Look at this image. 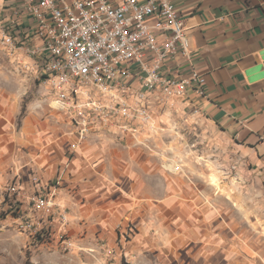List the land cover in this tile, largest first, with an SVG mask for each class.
<instances>
[{
	"label": "crops",
	"instance_id": "crops-1",
	"mask_svg": "<svg viewBox=\"0 0 264 264\" xmlns=\"http://www.w3.org/2000/svg\"><path fill=\"white\" fill-rule=\"evenodd\" d=\"M172 2L204 78L206 98L195 101L200 112L264 168V0ZM59 117L47 129L24 119L20 140L9 152L12 174L25 191L20 197L60 176L56 203L67 214L72 242L95 235L112 241L116 228L131 222V264H185V247L191 244L185 228L201 207L185 202V176L160 168L140 147L128 143L123 149L96 136L69 159L73 138Z\"/></svg>",
	"mask_w": 264,
	"mask_h": 264
},
{
	"label": "rangeland",
	"instance_id": "rangeland-1",
	"mask_svg": "<svg viewBox=\"0 0 264 264\" xmlns=\"http://www.w3.org/2000/svg\"><path fill=\"white\" fill-rule=\"evenodd\" d=\"M30 62L22 52L0 47V264H131L127 252L135 231L131 222L116 228L112 241L95 235L89 241L72 242L66 232L68 223L61 230L58 222L51 224L53 236L45 240L32 239L21 227L20 221L30 214L26 196L37 188L20 197L25 191L12 174L9 152L20 140L25 117L29 126L40 123L47 129L62 115L67 136L76 140L70 115L56 104ZM161 104L156 105L151 126L138 124L134 137L98 132L83 142L96 136L111 139L123 149L129 143L155 156L160 168L185 176V202L201 205L185 228V241L191 243L185 247V264H264L263 166L186 100ZM75 153L68 152L69 159ZM67 168L68 164L64 171ZM57 180L60 187L61 177ZM34 217L48 227L45 216L34 212ZM219 250L220 256L215 253Z\"/></svg>",
	"mask_w": 264,
	"mask_h": 264
},
{
	"label": "built area",
	"instance_id": "built-area-1",
	"mask_svg": "<svg viewBox=\"0 0 264 264\" xmlns=\"http://www.w3.org/2000/svg\"><path fill=\"white\" fill-rule=\"evenodd\" d=\"M0 47L28 56L70 115L69 153L93 133L136 136L161 102L186 100L200 112L195 101L206 98L172 0H0ZM58 188L56 180L26 196L20 223L32 239H50L53 221L59 230L68 223Z\"/></svg>",
	"mask_w": 264,
	"mask_h": 264
},
{
	"label": "bare ground",
	"instance_id": "bare-ground-1",
	"mask_svg": "<svg viewBox=\"0 0 264 264\" xmlns=\"http://www.w3.org/2000/svg\"><path fill=\"white\" fill-rule=\"evenodd\" d=\"M173 167V166H172ZM172 169V168H171ZM175 170V169H174Z\"/></svg>",
	"mask_w": 264,
	"mask_h": 264
}]
</instances>
